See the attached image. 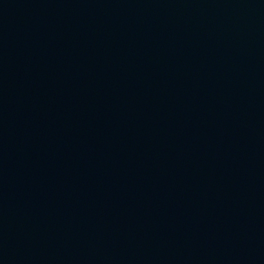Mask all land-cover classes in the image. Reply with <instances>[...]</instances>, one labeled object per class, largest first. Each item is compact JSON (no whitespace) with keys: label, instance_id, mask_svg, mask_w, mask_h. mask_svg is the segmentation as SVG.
I'll use <instances>...</instances> for the list:
<instances>
[{"label":"water","instance_id":"water-1","mask_svg":"<svg viewBox=\"0 0 264 264\" xmlns=\"http://www.w3.org/2000/svg\"><path fill=\"white\" fill-rule=\"evenodd\" d=\"M0 264H264V0H0Z\"/></svg>","mask_w":264,"mask_h":264}]
</instances>
